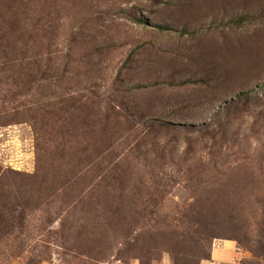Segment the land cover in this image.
<instances>
[{"label":"rangeland","instance_id":"374dc122","mask_svg":"<svg viewBox=\"0 0 264 264\" xmlns=\"http://www.w3.org/2000/svg\"><path fill=\"white\" fill-rule=\"evenodd\" d=\"M24 2L0 264H264V0Z\"/></svg>","mask_w":264,"mask_h":264},{"label":"trees","instance_id":"16d2710c","mask_svg":"<svg viewBox=\"0 0 264 264\" xmlns=\"http://www.w3.org/2000/svg\"><path fill=\"white\" fill-rule=\"evenodd\" d=\"M9 2V5L7 6V8H6V10L9 12H13V14H19L20 12H21V6H23V2L25 1V0H0V4H3L4 2ZM26 2H24V4H25ZM11 4V5H10ZM2 18H4V16L3 15H1V17H0V20L2 19ZM20 22H21V20H19V19H16L15 21H14V23H13V25H12V27H10L9 29H11L12 30V34L13 33H15V32H17L18 31V25L20 24ZM18 33V32H17ZM17 33L15 34V36H14V34H13V36H14V38L15 39H17ZM3 37H5V33L4 32H0V40L3 38Z\"/></svg>","mask_w":264,"mask_h":264}]
</instances>
